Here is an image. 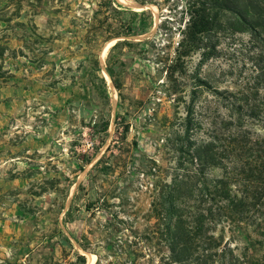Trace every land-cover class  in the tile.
Here are the masks:
<instances>
[{
	"label": "rangeland",
	"instance_id": "374dc122",
	"mask_svg": "<svg viewBox=\"0 0 264 264\" xmlns=\"http://www.w3.org/2000/svg\"><path fill=\"white\" fill-rule=\"evenodd\" d=\"M101 2L0 0V264H168L165 247L144 243L155 185L175 174L192 98L196 138L220 136L227 114L199 80L256 82L263 48L229 15L171 82L190 0ZM131 15L135 35L108 39ZM251 240L260 246L231 239L234 253L264 262V237Z\"/></svg>",
	"mask_w": 264,
	"mask_h": 264
},
{
	"label": "trees",
	"instance_id": "16d2710c",
	"mask_svg": "<svg viewBox=\"0 0 264 264\" xmlns=\"http://www.w3.org/2000/svg\"><path fill=\"white\" fill-rule=\"evenodd\" d=\"M101 1L99 9H113L112 0ZM258 9H264V0H190L174 59L166 66L167 80L172 82L175 73H182L186 57L220 25L221 15H229L239 31L249 32L261 44L260 54L264 55V14L256 12ZM134 20L131 15L124 32L108 39L134 36ZM214 51L210 46L203 59ZM258 62V76L251 86L219 91L199 80L227 112L221 117L220 136L212 129L205 139L194 137L193 98L187 106L175 174L169 183L155 185L149 216L153 222L144 234L150 252H156V246L167 249L168 264H264L252 254L237 256L231 246V239L238 235L248 243L246 250L260 246V240H251L252 234L264 237L263 56ZM107 72L112 77L109 68ZM113 84L120 89L115 80ZM253 121L263 127V134L255 138L247 129ZM123 132H127L126 127ZM214 169L220 170L218 176L211 175ZM227 232L230 236L226 240Z\"/></svg>",
	"mask_w": 264,
	"mask_h": 264
},
{
	"label": "bare ground",
	"instance_id": "6f19581e",
	"mask_svg": "<svg viewBox=\"0 0 264 264\" xmlns=\"http://www.w3.org/2000/svg\"><path fill=\"white\" fill-rule=\"evenodd\" d=\"M113 40H116V39H113ZM106 76L108 77V75L106 74ZM109 79V78H108ZM112 82V81H111Z\"/></svg>",
	"mask_w": 264,
	"mask_h": 264
}]
</instances>
